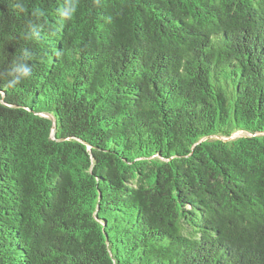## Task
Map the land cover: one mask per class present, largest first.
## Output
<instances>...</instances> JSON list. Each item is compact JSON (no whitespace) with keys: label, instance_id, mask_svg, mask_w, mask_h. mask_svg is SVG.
Listing matches in <instances>:
<instances>
[{"label":"trees","instance_id":"1","mask_svg":"<svg viewBox=\"0 0 264 264\" xmlns=\"http://www.w3.org/2000/svg\"><path fill=\"white\" fill-rule=\"evenodd\" d=\"M0 264H264V0H0Z\"/></svg>","mask_w":264,"mask_h":264},{"label":"rangeland","instance_id":"2","mask_svg":"<svg viewBox=\"0 0 264 264\" xmlns=\"http://www.w3.org/2000/svg\"><path fill=\"white\" fill-rule=\"evenodd\" d=\"M240 134H242V133H234V134L232 135V137H233V136L240 135Z\"/></svg>","mask_w":264,"mask_h":264}]
</instances>
